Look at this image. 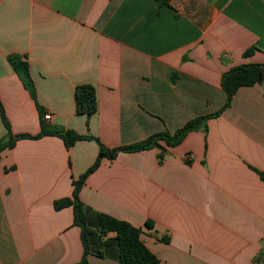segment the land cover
Wrapping results in <instances>:
<instances>
[{
  "label": "crops",
  "instance_id": "crops-1",
  "mask_svg": "<svg viewBox=\"0 0 264 264\" xmlns=\"http://www.w3.org/2000/svg\"><path fill=\"white\" fill-rule=\"evenodd\" d=\"M10 54L27 58L43 114ZM252 63H264V0H0V100L15 135L38 134L44 120L113 148L175 132L220 110L222 75ZM80 84L97 91L90 118L76 112ZM208 125L207 134L193 131L167 148L162 163L158 148L104 159L80 198L142 228L161 264H259L264 81L240 88ZM6 134L0 115V140ZM98 153L94 140L68 148L56 136L21 139L0 153V264L81 261L73 208L54 203L72 196L73 180ZM89 264L120 263L90 256Z\"/></svg>",
  "mask_w": 264,
  "mask_h": 264
},
{
  "label": "trees",
  "instance_id": "trees-1",
  "mask_svg": "<svg viewBox=\"0 0 264 264\" xmlns=\"http://www.w3.org/2000/svg\"><path fill=\"white\" fill-rule=\"evenodd\" d=\"M171 0H157L160 7L169 5ZM258 48L252 46L244 52L248 57L255 53ZM13 70L16 72L24 87L27 89L32 99L36 102L38 110L43 114V108L37 100L36 85L30 71V65L25 56L20 54H10L7 57ZM264 81V63L242 64L231 68L225 72L221 78V86L226 93L224 106L215 113L197 116L186 122L175 132L163 131L153 134L132 145L118 146L110 148L99 138L93 135H80L73 130L65 129L60 126H49L44 120L41 122V131L36 134H18L12 132L11 124L7 118L5 108L0 100V115L7 129L6 136L0 140V153L6 149L15 147L17 141L21 139H41L45 136H56L61 138L69 148L80 140H94L98 143L99 153L94 164L78 179L73 180V194L71 197L55 201L54 208L59 211L64 208L72 207L74 212V224L81 229V239L83 243V256L78 264H89L90 256L108 258L118 261L120 264H161L160 259L147 247L142 240L143 229L132 225L126 220L115 218L106 213L94 210L86 205L80 198L81 190L87 178L94 173L104 159L114 161L120 153H134L158 148L159 163L165 159L167 148L177 147L184 142L189 133L202 131L208 133V121L218 118L225 110L231 107L236 93L242 87H251L261 84ZM75 101L77 114L86 115L90 118L98 110L97 91L91 84H80L75 89ZM190 163L189 160H187ZM256 170V169H255ZM264 180V173L256 170ZM154 222L147 220L145 227L154 229ZM168 243V237L161 239ZM261 252L255 258V262L262 263Z\"/></svg>",
  "mask_w": 264,
  "mask_h": 264
},
{
  "label": "built area",
  "instance_id": "built-area-1",
  "mask_svg": "<svg viewBox=\"0 0 264 264\" xmlns=\"http://www.w3.org/2000/svg\"><path fill=\"white\" fill-rule=\"evenodd\" d=\"M44 119L45 120H50L51 119V115L50 114H45Z\"/></svg>",
  "mask_w": 264,
  "mask_h": 264
}]
</instances>
